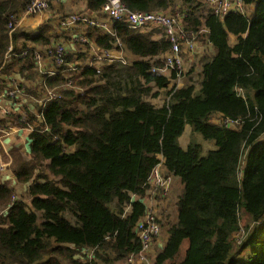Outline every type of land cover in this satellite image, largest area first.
<instances>
[{
  "label": "trees",
  "instance_id": "trees-1",
  "mask_svg": "<svg viewBox=\"0 0 264 264\" xmlns=\"http://www.w3.org/2000/svg\"><path fill=\"white\" fill-rule=\"evenodd\" d=\"M120 1L133 12L173 15L177 8L175 0ZM242 1L244 15L220 18L202 5L205 0H181L177 11L186 13V28H204L212 50L202 58L197 85L189 77L169 89L174 74L169 80L149 71L151 59L168 52L166 38L125 22L112 23L115 36L88 27L98 48L111 49L118 39L133 59L105 65L99 75L85 69L79 82L84 95L65 91L45 106L49 131L28 134L25 157L20 152L12 169L26 184L28 204L0 179V206L12 202L0 215V264H113L136 255L137 225L157 166L164 179H178L182 191L152 264H264V0ZM28 2L0 0V65L9 46L8 18ZM84 2V11L98 13L104 0ZM52 31L41 24L30 32L17 29L13 39L43 48L55 41ZM65 59L83 61L84 54L67 50ZM32 65L12 58L2 72L12 74L17 66L31 79ZM153 90H166L162 106L146 100L156 96ZM14 115L31 120L25 110ZM215 116L224 123L214 124ZM186 126L212 142L206 155L199 143L180 146Z\"/></svg>",
  "mask_w": 264,
  "mask_h": 264
},
{
  "label": "built area",
  "instance_id": "built-area-1",
  "mask_svg": "<svg viewBox=\"0 0 264 264\" xmlns=\"http://www.w3.org/2000/svg\"><path fill=\"white\" fill-rule=\"evenodd\" d=\"M205 4L220 18L229 12L243 15L246 13L242 0H205ZM49 11L50 0H29L23 10L8 18L6 28L9 46L0 65V85H5L0 87V172L4 174L9 171L11 164L10 153L5 144L6 138L19 131L27 135L36 129L48 132L49 126L43 117L45 106L50 101L61 99L65 91L84 95L86 89L79 85V82L84 79L85 69H93L94 73L99 75L105 65L128 63L118 39L113 42L111 49L98 48L93 41L95 35L88 36V27L96 28L103 34L112 36H115L112 29L113 22H125L132 29H155L158 34L154 38H166L170 46L168 52L151 59L149 71L169 80L174 74L175 78L170 81H178L182 75L184 56L191 55L196 50L197 36L201 33L206 35L204 28L198 32L186 28L184 20L187 15L184 12L173 15L164 12H133L120 0H104L98 13L91 12L83 15L64 12L58 13L54 24L47 19L37 22V27L41 24L52 26V33L57 36L48 46L37 47L29 40L23 41L22 38L19 39V44L15 43L13 35L17 29L30 32L24 28V25L29 20H35ZM67 50L74 56L84 54V60L67 61L65 59ZM12 58L22 62L29 59L32 62L31 79L20 75L17 66L12 74L2 72ZM157 62L159 63L156 64ZM59 76L63 77L60 83L54 85L48 83ZM30 91L33 92L29 93ZM16 110H25L31 116V120L28 117H20L21 124L11 126L10 117L14 116ZM57 138L56 136L54 140ZM159 168L160 166H157L148 179L150 190L145 200L146 212L137 225L141 250L136 255L127 257L128 264L134 263L135 260L136 264H152L153 262L151 244L160 234V227L156 220L155 199L157 196H166L167 191V185L159 176ZM11 204L12 202L2 207L0 215H5Z\"/></svg>",
  "mask_w": 264,
  "mask_h": 264
},
{
  "label": "rangeland",
  "instance_id": "rangeland-1",
  "mask_svg": "<svg viewBox=\"0 0 264 264\" xmlns=\"http://www.w3.org/2000/svg\"><path fill=\"white\" fill-rule=\"evenodd\" d=\"M69 4H78L77 7H72L73 9H68V5ZM83 4V3H82ZM80 3V1L78 0H60V2L57 3L55 9L61 12H65V13H70V12H79L77 10L80 9V7H82V5ZM180 5H182L181 0H175V7L177 6L175 13L179 14L180 11H177L178 8L180 7ZM205 6V8L207 9V5L204 3L202 4ZM68 9V10H67ZM84 9L85 6H84ZM60 12V13H61ZM82 12V11H80ZM168 12V11H167ZM37 27V23L36 26L33 28L27 29V31H33L35 28ZM143 33H151V37L154 35H157L158 32L155 31V29H150V28H144L142 29ZM233 42V39L231 38V43ZM19 44V43H18ZM18 46V45H17ZM212 53L211 48L208 46L207 42H206V36H204V33H201L200 35L197 36L196 38V50L191 54V55H185V60H184V64H183V68H182V75L180 76V78L178 79V81H171L170 82V88H179L181 86H183V84L185 83V81L191 77V79L193 80L194 84H198V81L200 79V67H201V61L202 58L204 56H210ZM124 55L127 56V58L131 61L133 59V57L128 53V52H124ZM31 75V74H30ZM156 94V96H150L149 98H147L146 100L151 102L152 104H154L155 106L159 107L162 106V104L164 103L165 99H166V90H160V91H156L153 90V94ZM17 118H15V115L13 117H11V126H13L14 123H16ZM212 122L214 124H221L224 123V121H222L220 116H215L212 120ZM17 123H21L20 120L17 121ZM10 138H8L7 141H9ZM24 140H21V143L23 144ZM196 142L202 145V155H206L207 151L209 149H212L214 146L212 144L211 141H207L204 140L199 134H194L193 132H191V129L189 126L185 127L184 133L182 134V136L179 139V144L182 148H185L188 142ZM18 147L19 150H17ZM12 149H15L18 153L15 154V152L12 151ZM23 149V150H22ZM26 149V145L24 144L23 146L20 144H14V148H11V164L9 165V171L4 173L0 172V177L4 178L6 177V175L8 176V178H5L4 181L6 182H10L11 181V188L13 189V194L16 200H21L26 204H28L29 200H28V196L26 193V184H21L20 182H18L13 174V168L16 166V164H18V155L20 153V150L24 152V150ZM21 155V158L23 160V157H25V155L23 154ZM4 161V160H3ZM11 174V176H10ZM164 175V173H163ZM160 178L162 179V181L167 185V191H166V196L163 199H159L156 201V205H155V209H156V216L157 219H160L161 223L163 222V226H161L160 228V234L158 236V238L156 239L155 242H153L151 244L152 247V254L153 257L155 256V254L157 253V251L159 250V245H163L164 240L166 238L165 235V231L166 229L175 222V217H176V210H175V200L177 198V196L181 193L182 191V185L180 184V181L174 177H167V179H164L162 174L159 173ZM17 181V182H16ZM162 214H160V209H163ZM166 208V209H165ZM2 210V206H0V211ZM242 219L244 220V216L242 213H240ZM243 220L241 221V225H243ZM242 231L239 232L238 234L235 235V240L236 242L240 240L241 236H242ZM186 241L182 244L181 249H180V258L183 255L184 249L186 248ZM128 257V256H127ZM127 257L126 259L124 258L121 261H117L114 262L113 264H128L127 263Z\"/></svg>",
  "mask_w": 264,
  "mask_h": 264
},
{
  "label": "crops",
  "instance_id": "crops-1",
  "mask_svg": "<svg viewBox=\"0 0 264 264\" xmlns=\"http://www.w3.org/2000/svg\"><path fill=\"white\" fill-rule=\"evenodd\" d=\"M78 1H80L81 4L83 3L82 4L83 6L80 7L79 10H77V11H79L77 13H80V14H83V15L89 14V12L84 11L85 10L84 9V6H85L84 0H78ZM58 2H60V0H50V11H49V13H45L41 17H37L35 20H29L24 25V28L26 30L27 29L30 30V28H33V27L36 26L37 22H42L45 19L49 20L52 24H54L55 23V17L58 15V13L61 12V11H58V10L55 9V7H56ZM77 6H78V4H69L67 7H68V9H73L72 7H77ZM80 11H82V12H80ZM61 13H64V12H61ZM70 13H76V12H70ZM77 31H78V29H77ZM27 136L28 135L26 133L19 131V132H16L15 134H12L10 137H8V138H10L9 141H7L8 138L5 139V144H6V147L8 149V152L10 153V157H11V148H14V144H19V145L21 144L22 146L25 144L26 145V149L24 150V152L21 151V150H20V152L21 153L23 152V154H25L27 152ZM21 140H24L23 144L21 143ZM15 148H17V147H15ZM10 176H11V174H10ZM5 178L6 177H4V178L0 177V179H2V180H4ZM10 184H11V181L9 182V186H11ZM158 245H159V248L162 246L160 244H158Z\"/></svg>",
  "mask_w": 264,
  "mask_h": 264
}]
</instances>
